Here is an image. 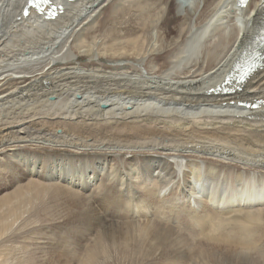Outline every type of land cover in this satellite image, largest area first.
<instances>
[{"label": "bare ground", "instance_id": "6f19581e", "mask_svg": "<svg viewBox=\"0 0 264 264\" xmlns=\"http://www.w3.org/2000/svg\"><path fill=\"white\" fill-rule=\"evenodd\" d=\"M28 1L0 0V264H109L135 247L186 264L175 210L208 230L231 219L204 238L255 246L264 104L237 102L264 100V67L233 97L208 90L259 46L264 0H188L173 17L169 0H51L55 20L24 17ZM137 205L157 217L140 222ZM210 250L213 264H255Z\"/></svg>", "mask_w": 264, "mask_h": 264}, {"label": "rangeland", "instance_id": "374dc122", "mask_svg": "<svg viewBox=\"0 0 264 264\" xmlns=\"http://www.w3.org/2000/svg\"><path fill=\"white\" fill-rule=\"evenodd\" d=\"M19 1V0H18ZM170 1V0H169ZM168 1V4H167V7H168V12L172 15L171 17H173L174 15H176V14H179L178 13V11H177V8H176V4L174 3V1L172 0V2L170 1L169 2ZM9 2V1H8ZM22 2V1H21ZM169 5V6H168ZM172 9V10H171ZM130 15H132L134 18H135V13H130L129 15H127L126 16V20H131L133 17H131ZM128 16H130L129 18H128ZM110 17H111V14L109 15V18H108V20H109V22H110V24H109V22H107V25H108V27H110V29H119L116 25L119 23V22H121V21H119V19L117 20V19H111L110 20ZM133 18V19H134ZM118 22V23H117ZM127 25H129V24H127ZM131 27V26H130ZM22 44L24 43L23 41L21 42ZM193 121H195V122H197L198 120H193ZM208 122H211L212 120H210V119H208L207 120ZM138 159V158H137ZM140 159V158H139ZM138 159V160H139ZM141 160V159H140ZM139 160V161H140ZM150 203V202H149ZM151 204V203H150ZM140 207V205L138 206H135V214H136V216L138 217V219H140L139 221L140 222H144L145 220H147V218L146 217H149V220H151V217H153V213H155V212H153L152 210H150V209H146V208H139ZM263 210H264V208H263ZM262 209H261V211H259V212H257L255 215H258L259 217L261 216V218H262V216H263V218L261 219L260 218V220H261V224H260V226H258L259 228H258V231L256 230V234L258 235V233H259V235H258V237H257V241H258V243L256 242V244H254L255 246H253L252 248H250V249H247V248H244V247H242V246H239V245H231V244H229V243H227V242H224V241H215V243L214 242H212V240H207V239H205L204 238V236H207L208 235V232L210 231V232H213V230H217V232H215V238H218L219 237V235L220 236H222V234L225 232V234L227 233V232H229V231H231V230H233V231H235L236 230V226H235V224L231 221V219H227L228 221H226V228L225 227H222V228H219V229H211L210 230V228H209V230H208V226L209 225H195L194 224V222H192V224H191V222L188 220L189 218L188 217H186V216H182V215H180V214H178V212L177 211H180V210H175V212L177 213V214H175L173 217H171L170 219H169V222H168V224L167 225H170L171 224V226H173V227H176L177 225L180 227V230L181 231H183V233H185V234H181V235H179L176 239H178L179 240V242H178V244H184L186 247H188V251L187 252H189V253H191V254H193V258H190V256L191 255H189V254H186V256H188L189 258L187 259V260H185L184 262L187 264V262H188V264L190 263V264H213V261H212V258H211V256L209 255L208 256V252H207V250L208 249H210L211 248V250H214V247L215 248H219L220 249V247H221V249L222 250H229V251H236V252H239V253H244V252H246L247 254H245V256H247V257H249L250 259H252V261L254 262L255 261V264H264L263 262H264V211H263ZM252 211V210H251ZM138 214V215H137ZM156 214V213H155ZM157 215L158 214H156V217H157ZM177 215V216H176ZM251 215H253V214H251ZM248 216V215H243L242 216V218L244 217V219L246 218V217ZM166 215L165 216H163V217H161V218H158V221H160V222H165V220H166ZM227 223H230V224H227ZM190 224V225H189ZM183 225H184V227H183ZM263 225V226H262ZM176 227V228H178L179 229V227ZM195 226V227H194ZM204 226V227H203ZM217 226V225H216ZM231 226V227H230ZM205 227H207V228H205ZM190 228V229H189ZM224 228V229H223ZM231 229V230H229V229ZM206 231H205V230ZM224 231H222V230ZM263 229V230H262ZM188 230V231H187ZM192 230V231H191ZM197 230V231H196ZM221 230V231H220ZM225 230H227V231H225ZM229 230V231H228ZM201 231V232H200ZM203 231H205L206 233L205 234H202L201 235V233L203 232ZM208 231V232H207ZM263 231V232H262ZM219 232H220V234H219ZM261 232V233H260ZM200 233V234H199ZM188 234V236H186ZM190 235V236H189ZM198 235V236H197ZM204 235V236H203ZM224 235V234H223ZM183 236V237H182ZM200 236L203 238H200ZM217 236V237H216ZM25 237V235H21V236H19V237H16V238H14L15 240V243H17V246H15L16 248H18V250L12 245L11 247H9L8 249H9V252L11 253V254H14V255H17L18 256V251H19V248L21 247V245H23V243H24V238ZM190 237V238H189ZM191 237H196V239L197 238H199V240L197 239L196 241H195V239H191ZM260 237V238H259ZM262 237V238H261ZM185 238V239H184ZM189 238V239H188ZM181 239H183V241L181 240ZM202 241H201V240ZM262 241V242H259L260 240ZM188 240V241H187ZM205 240H207V241H205ZM214 241V240H213ZM193 242H196V243H193ZM219 243V244H218ZM226 243V244H225ZM187 244H189V245H187ZM193 244V245H192ZM214 244H216V245H214ZM258 244H259V246H258ZM7 245H9V243L7 244ZM223 245V246H222ZM263 245V246H262ZM141 246V245H140ZM191 246V247H190ZM220 246V247H219ZM256 246H257V248H256ZM232 247V248H231ZM242 247V248H241ZM197 248V249H196ZM244 248V249H243ZM259 248H260V250H259ZM232 249V250H231ZM241 249V250H240ZM252 249H253V251H254V253H252L253 251H252ZM134 250L135 251H133V250H129V251H124V250H122V251H120L119 252V254H120V260H118V259H116L113 263H109V264H147V262L142 258V256H141V254L140 253H142L143 251H142V247H135L134 248ZM210 250V251H211ZM248 250V251H247ZM130 251H132V252H130ZM252 251V252H251ZM257 253H256V252ZM259 251V252H258ZM207 252V253H206ZM204 253H206V254H204ZM259 253V254H258ZM261 253V254H260ZM249 254H251V255H249ZM113 255V254H112ZM203 255V256H202ZM252 255H254V256H252ZM258 255V256H257ZM126 256H128V257H131L133 260H131V261H133V263H131V262H129L128 261V257H126ZM196 258V259H195ZM200 258H201V260H200ZM136 259V260H135ZM138 259V260H137ZM204 259H205V261H204ZM207 259V260H206ZM210 259V260H209ZM195 260H196V262H195ZM199 260V261H198ZM203 260V263L201 262ZM262 260V261H261ZM198 261V262H197ZM183 262V263H184ZM195 262V263H194ZM156 264H167L166 262H157ZM177 264H180L179 262L177 263Z\"/></svg>", "mask_w": 264, "mask_h": 264}, {"label": "snow or ice", "instance_id": "6c2138e0", "mask_svg": "<svg viewBox=\"0 0 264 264\" xmlns=\"http://www.w3.org/2000/svg\"><path fill=\"white\" fill-rule=\"evenodd\" d=\"M246 2V0H241V3H245Z\"/></svg>", "mask_w": 264, "mask_h": 264}, {"label": "water", "instance_id": "95a60500", "mask_svg": "<svg viewBox=\"0 0 264 264\" xmlns=\"http://www.w3.org/2000/svg\"><path fill=\"white\" fill-rule=\"evenodd\" d=\"M50 10H53V11H55L56 9H55V8H50Z\"/></svg>", "mask_w": 264, "mask_h": 264}]
</instances>
